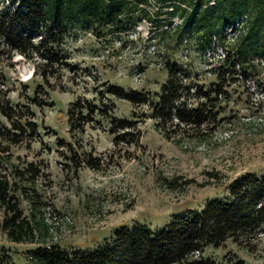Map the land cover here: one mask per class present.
Wrapping results in <instances>:
<instances>
[{"label":"rangeland","instance_id":"obj_1","mask_svg":"<svg viewBox=\"0 0 264 264\" xmlns=\"http://www.w3.org/2000/svg\"><path fill=\"white\" fill-rule=\"evenodd\" d=\"M146 9L153 14L160 7L153 0ZM161 22H146L127 35L102 40L81 34L79 40L56 47L74 68L54 64L46 80L34 74V61L16 55L4 63L7 99L20 106L21 123H27L23 142L9 148L10 163L27 167L23 185L35 197V212L50 227V239L61 248L98 247L121 226L155 229L173 215L199 210L204 202L223 197L226 185L235 178L264 173V73L234 76L206 124L167 137L156 129L149 109L106 93L113 85L156 101L167 72L154 65L147 52L149 41L154 39L155 51L174 63L179 62L180 49L175 34L162 32ZM198 34L187 37L190 56L182 64L192 74H200L197 83L207 89L216 80L201 75ZM134 68L141 73L139 79ZM76 99L86 108L95 105L102 110L91 115L92 122L81 134H71L67 122L66 112ZM109 115L134 122L138 131L134 143L113 145ZM0 121L9 128L4 118ZM228 130L231 137L222 140L220 135ZM73 152L78 159L82 153L99 159L97 167L78 166ZM18 199L27 215L29 200L20 194ZM258 239L247 246L227 241L207 247L202 257L208 264H226L232 257L244 264H264V235ZM2 247L14 264H27L25 252L36 245L9 242L0 231Z\"/></svg>","mask_w":264,"mask_h":264},{"label":"trees","instance_id":"obj_2","mask_svg":"<svg viewBox=\"0 0 264 264\" xmlns=\"http://www.w3.org/2000/svg\"><path fill=\"white\" fill-rule=\"evenodd\" d=\"M7 1L0 9V118L9 125L6 128L0 121V231L9 242L36 245L25 252L27 264H208L202 257L207 247H220L227 241L247 246L264 235V173H248L228 183L223 197L204 202L199 210L173 215L155 229L138 224L121 226L98 247H59L49 237L50 227L35 212V197L23 185L27 167L21 169L10 163L9 148L23 142L27 123H21L20 106L10 105L7 99L9 89L3 74L4 63L19 55L34 61V74L46 80L54 64L68 70L74 68L56 47L77 41L86 33L100 40L127 35L135 31L141 20L157 25L163 15L167 16L163 26L169 24L170 16L182 18L179 27L163 33L175 34L180 44L184 34L192 37L198 32L202 49L210 35H217L224 26L245 16L246 30L230 46L235 52L233 57L227 55L215 68L216 83L207 89L198 85V74L165 56L167 78L155 102L138 91L125 92L113 85L106 88L109 96L149 109L156 129L165 137L179 130H199L214 116L212 111L224 99L228 83L236 80L234 76L264 73V0H156L160 10L153 14L146 9L148 0ZM168 7L171 11L161 13L162 8ZM30 102L35 104V98L31 97ZM94 106L86 108L80 99L72 103L66 112L71 134H81L92 122L91 115L102 112ZM107 120L114 146L136 141L134 135L138 131H134L133 121L110 115ZM72 154L78 166L84 163L92 169L97 167L99 159L85 153L78 159ZM19 194L29 200L27 215L19 208ZM195 251L199 254L196 258ZM0 264H14L3 247ZM226 264L244 262L232 257Z\"/></svg>","mask_w":264,"mask_h":264},{"label":"built area","instance_id":"obj_3","mask_svg":"<svg viewBox=\"0 0 264 264\" xmlns=\"http://www.w3.org/2000/svg\"><path fill=\"white\" fill-rule=\"evenodd\" d=\"M4 1V4L0 3V9L4 7V5L7 4V0ZM153 0H148V3H151ZM166 11H171V8H164ZM245 16L240 17L239 19L234 20V22L226 25L223 27L220 33L217 35L212 34L208 37L209 41L206 45L202 47V49L199 51L200 57H202L203 62L201 64L202 73L203 76H212L214 77L216 74V67L223 62V60L226 58L227 55L233 57L234 55V49L230 48L235 41L237 40L238 36L245 32V23H246ZM169 24L164 25V30L173 31L176 27H179L182 24V18L179 15H173L168 18ZM146 24L145 20H141L140 23H138L137 26ZM137 26L135 29H137ZM188 35L184 34L181 39L180 43V49H179V62H177L180 65H183V61L188 59L190 56V51L188 47L186 46ZM68 39H71L70 37ZM204 39V38H203ZM79 40V39H78ZM201 42V41H199ZM223 44L228 45L222 46ZM154 39H150L147 52L153 57L154 59V65L159 69H165V62L166 59L164 58L163 54H158L154 49ZM264 65V62L261 63ZM135 73V78L139 79V76L141 75L140 72L136 71V68L133 69ZM138 70V69H137ZM200 74H198V77ZM236 77L240 78V75H236ZM248 77V76H246ZM191 93H193V90H190ZM220 97V96H219ZM231 131H224L220 138L222 140H227L231 137ZM65 222H70L69 217H64ZM198 252L195 251L193 253V256L196 258L198 256Z\"/></svg>","mask_w":264,"mask_h":264}]
</instances>
